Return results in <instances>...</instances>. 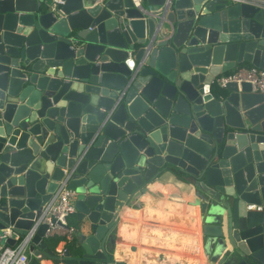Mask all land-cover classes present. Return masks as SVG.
<instances>
[{
	"label": "water",
	"instance_id": "obj_1",
	"mask_svg": "<svg viewBox=\"0 0 264 264\" xmlns=\"http://www.w3.org/2000/svg\"><path fill=\"white\" fill-rule=\"evenodd\" d=\"M243 63L264 68L254 3L0 0L5 241L26 233L66 178L99 220L78 255L45 247L38 223L27 264H128L107 251L117 212L168 175L196 189L207 264H264V93L247 81L211 88Z\"/></svg>",
	"mask_w": 264,
	"mask_h": 264
},
{
	"label": "crops",
	"instance_id": "obj_2",
	"mask_svg": "<svg viewBox=\"0 0 264 264\" xmlns=\"http://www.w3.org/2000/svg\"><path fill=\"white\" fill-rule=\"evenodd\" d=\"M197 200L195 187L168 175L144 181L138 195L131 198V204L126 201L117 212L113 238L105 240L107 251L113 259L128 264H207ZM72 203L73 210L66 222L82 236L76 243L73 229V238L67 247L71 255H78L85 250L86 240L91 237V224L97 223L99 217L92 214V208L81 198L74 196ZM105 215L112 216L108 211ZM42 241L56 254L64 249L66 242L56 235L43 236ZM34 246L42 251L37 244ZM40 264L64 263L44 257Z\"/></svg>",
	"mask_w": 264,
	"mask_h": 264
},
{
	"label": "built area",
	"instance_id": "obj_3",
	"mask_svg": "<svg viewBox=\"0 0 264 264\" xmlns=\"http://www.w3.org/2000/svg\"><path fill=\"white\" fill-rule=\"evenodd\" d=\"M62 0H51V2H61ZM135 6H139L140 0H132ZM168 0H165L167 3ZM229 1H245L254 3L255 5L264 8V0H229ZM164 9V5L160 7ZM150 40L144 45L145 51L148 50ZM227 81H247L250 84V89L264 93V68L255 65L236 66L232 70L224 73H219L214 77L213 82L223 86ZM75 195L73 188L67 186L66 178H61L57 182V187L51 197L42 207V212L28 228L23 235H15L14 243L9 245L5 240L11 234V229L5 227L0 229V264H27L28 261V243L38 223L46 225L43 236H59L64 240L72 238V229L66 227V217L73 210L72 198ZM53 218V221L51 220ZM61 252V251H60Z\"/></svg>",
	"mask_w": 264,
	"mask_h": 264
},
{
	"label": "trees",
	"instance_id": "obj_4",
	"mask_svg": "<svg viewBox=\"0 0 264 264\" xmlns=\"http://www.w3.org/2000/svg\"><path fill=\"white\" fill-rule=\"evenodd\" d=\"M241 65H250V64H249V63H243V64H239V65H237V66H241ZM230 70H232V69H230ZM226 72H227V71H226ZM211 88H212L213 90H217V91L223 92V90L220 88V85L216 84L215 82H212ZM66 224H68V223L66 222ZM68 225H69V224H68ZM48 237H51V236H48ZM48 237H47V238H48ZM57 238H59V236H57ZM64 244H65V245H64L63 248H65V247L68 246L69 241H66Z\"/></svg>",
	"mask_w": 264,
	"mask_h": 264
},
{
	"label": "bare ground",
	"instance_id": "obj_5",
	"mask_svg": "<svg viewBox=\"0 0 264 264\" xmlns=\"http://www.w3.org/2000/svg\"><path fill=\"white\" fill-rule=\"evenodd\" d=\"M200 243V242H199ZM200 259H202V258H200ZM204 260V259H203Z\"/></svg>",
	"mask_w": 264,
	"mask_h": 264
}]
</instances>
